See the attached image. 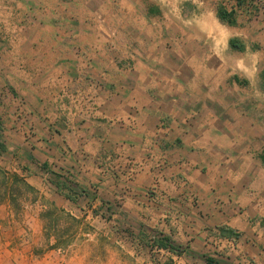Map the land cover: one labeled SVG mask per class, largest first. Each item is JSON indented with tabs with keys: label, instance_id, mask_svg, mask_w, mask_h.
Wrapping results in <instances>:
<instances>
[{
	"label": "crops",
	"instance_id": "crops-1",
	"mask_svg": "<svg viewBox=\"0 0 264 264\" xmlns=\"http://www.w3.org/2000/svg\"><path fill=\"white\" fill-rule=\"evenodd\" d=\"M187 2L181 3L183 11ZM10 3L25 10L30 28L15 38L14 49L0 40L6 135L21 139L32 130L35 142L23 148L52 155L50 161L82 191L77 204L58 193L52 203L117 221L107 229L121 236L120 245L131 243L140 251L150 249L155 235L173 236L199 256L216 248V264H264L258 222L264 212L249 196L260 182L255 170L261 152H253L259 130L234 108L229 94L248 89L251 81L212 64L237 53L228 48L226 54L206 55L197 43L186 49L187 26L176 28L155 0H0V11ZM191 3L198 11V42L201 32L216 33L208 25L216 17L203 2ZM162 25L165 33L157 30ZM219 25L226 28L217 20ZM119 26L139 51L117 38L112 51L110 32ZM133 53V67L127 68L123 58ZM236 76L249 86L237 84ZM67 110L72 126L64 129L60 112ZM128 163L137 171L130 179ZM223 228L241 236L220 239ZM142 261L157 264L150 257Z\"/></svg>",
	"mask_w": 264,
	"mask_h": 264
},
{
	"label": "rangeland",
	"instance_id": "rangeland-1",
	"mask_svg": "<svg viewBox=\"0 0 264 264\" xmlns=\"http://www.w3.org/2000/svg\"><path fill=\"white\" fill-rule=\"evenodd\" d=\"M194 1L203 2L202 7L208 6L216 13L217 4L228 0H191V2ZM155 2L162 7L166 17L175 22L176 28L187 26L188 32L191 34L186 38L188 40L186 49H195L194 43H197L207 52L206 55L213 51L226 54L228 41L231 38H239L247 45L246 53L229 54L227 52L218 62L214 61L212 64L227 67L226 75L235 72L241 79H247V77L250 79L251 85L248 89H229V94L235 100L234 108L245 113L249 117L250 123L257 126L259 130L257 133L258 144L253 136L255 142H253V152L255 156L262 153L264 151V94L258 90V81L260 73L264 70V0L259 2L261 12L257 18L251 21L243 18L241 26L238 28L216 26L218 20L216 14L214 19L209 17L208 25L216 29V33L201 32V36L197 35L198 42H193L196 41V38L193 37L196 22L193 20L198 13L197 7L193 3L190 2L193 5V10L188 13L190 16L186 18L181 9L183 0H155ZM5 6L10 9L3 8L0 11V40L8 46L12 45L10 48L14 49L17 41L15 38L30 28V25L27 23L25 10L15 9L13 3H10L9 6L5 4ZM2 13L7 18L2 17ZM211 19L214 20V23ZM183 20L189 23L179 24ZM112 29L110 35L114 36L109 44L114 53L118 49L116 47L118 43L115 44L116 38L127 44L130 51H139L138 43L130 41L125 36L123 27H112ZM160 29L164 33L167 30L164 25L157 27V30ZM254 45H259L260 50L253 51ZM131 55L130 58H123L124 61H127L125 63H130L127 68L133 67L135 56H137L134 53ZM85 60L91 63L93 59ZM66 93L68 95L69 91ZM3 95L0 93V264H147L142 260L149 257L154 259L157 264H184L186 260L192 264L217 263L218 250L216 248H210V252H207L206 256H199L194 254L195 252L191 253L186 244H179L177 241H175V245L179 246L183 253L175 255L182 256L184 259L179 260L174 255L168 256L163 252L164 250H160L154 245L155 239L160 237L154 236V234L148 250L140 251L131 243L120 245L121 236L114 233L113 230L107 229L109 226H117V221L114 220L111 223L110 218H96L94 214L88 217L87 214L80 211V208L67 211L56 207L52 200L56 193L59 194L55 186L57 182L68 183L77 195L82 191L70 179V175L64 168H58L54 161H50L52 155L39 152L35 155L33 151L23 148L25 147L23 144H27V147L31 148L35 142V134L33 135L32 130L26 132L25 137L21 136V139L10 138L6 135L8 123L4 118L5 99ZM88 104L90 115L95 116L97 113L96 101L90 97ZM67 113L68 110L60 112L62 119H65L64 129L72 126L67 119ZM19 123H16V127ZM21 124L23 125V123ZM57 140L63 141L62 138ZM46 156H49V163L45 159ZM128 160L132 161V158ZM256 162L259 160L257 159ZM44 164H47L48 168ZM128 164L130 169L125 171V177L130 179L136 175L137 171L130 163ZM259 167V170H255V180H260V182L249 190V196L252 199L253 207L258 206V210L264 212V167L260 162ZM113 172L115 173V171ZM121 173L124 172L117 171L118 176ZM259 221L264 230V216ZM262 243L264 244V242ZM140 252L143 254V256H139L141 260L138 257ZM222 252L227 253L225 250Z\"/></svg>",
	"mask_w": 264,
	"mask_h": 264
},
{
	"label": "trees",
	"instance_id": "trees-1",
	"mask_svg": "<svg viewBox=\"0 0 264 264\" xmlns=\"http://www.w3.org/2000/svg\"><path fill=\"white\" fill-rule=\"evenodd\" d=\"M260 0H228L221 1L216 6V17L219 22L229 28H238L241 26V20L246 18L251 21L259 15ZM193 10V5L191 3H186L183 15L187 16L189 12ZM151 13L157 15V9L151 10ZM228 48L231 52L236 53H246L247 45L239 38H232L228 42ZM252 50H260L259 45H254ZM123 63L120 64L122 66ZM234 80L237 84L242 86H249L248 81H241L237 76L234 77ZM258 90L264 94V70L259 75L258 81ZM261 165L264 167V151L258 156ZM46 168H48L47 164H44ZM59 194L65 197L67 200L78 203V195L75 193L72 187L68 185V183H60L57 182L56 185ZM241 235L230 228H223L220 230L219 238L220 239H237ZM154 245L160 250H168L173 254L180 255L183 253L179 246L175 245V241L173 236H160L155 239Z\"/></svg>",
	"mask_w": 264,
	"mask_h": 264
}]
</instances>
